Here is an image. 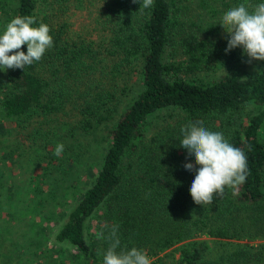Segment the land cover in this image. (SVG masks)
Returning a JSON list of instances; mask_svg holds the SVG:
<instances>
[{
    "label": "trees",
    "instance_id": "trees-1",
    "mask_svg": "<svg viewBox=\"0 0 264 264\" xmlns=\"http://www.w3.org/2000/svg\"><path fill=\"white\" fill-rule=\"evenodd\" d=\"M241 3L251 10L264 0H154L143 11L133 0H0V34L13 18L32 16L37 21L32 27L47 24L54 40L41 61L24 70L0 68L2 125L22 128V145L38 144L45 151L42 160L49 159L42 167L43 181L32 187L33 178L19 196L32 198L35 192L37 198L42 185L53 186L50 194L63 188L66 196L76 195L73 207L64 204L69 210L63 211L65 223L55 238L71 252L59 260L55 244L37 243L35 251L25 250L34 258L31 264H103L114 226L117 251L141 249L151 264L184 242L179 264H203L207 246L201 237L264 238V61L253 77L232 74L200 83L190 77L237 57L238 48L225 53L229 36L220 40V13ZM193 6L201 10L199 22L187 29L183 17ZM84 13L93 21L87 32L76 27ZM18 51L27 54V45ZM139 62L143 90L119 111L113 83ZM171 108L184 115L181 128L202 119L245 153L249 173L244 184L226 186L224 197L214 194L212 205L193 202L190 188L199 166L180 146L181 129L149 143L145 137L149 118ZM102 127L108 129L107 145L98 147L101 157L95 164L84 163L92 183L76 194L86 155L72 143ZM60 143L64 152L57 157ZM186 163L194 165L192 172ZM13 189L8 188V196ZM29 208L25 212L34 207Z\"/></svg>",
    "mask_w": 264,
    "mask_h": 264
},
{
    "label": "rangeland",
    "instance_id": "rangeland-1",
    "mask_svg": "<svg viewBox=\"0 0 264 264\" xmlns=\"http://www.w3.org/2000/svg\"><path fill=\"white\" fill-rule=\"evenodd\" d=\"M200 12V9L193 6L187 15L183 17L187 21V29H195L191 28V26L189 28V25L192 22H199L198 15ZM225 13L226 11L222 9L220 17L222 18ZM90 17L88 13L78 17L76 27H80L83 32H87L90 25L93 24ZM220 30V40L225 39L228 36L226 33L227 29L224 30L220 25ZM214 39L216 40V37ZM219 45L221 46L222 44L219 42ZM236 52L238 54L233 61L229 60V58L227 60L223 58L220 62H215L211 67L190 75V77L195 82L200 83L214 81L232 74L253 77L260 72L263 61H252L249 63L241 48L236 49ZM167 59H172L169 53ZM141 69L140 62L135 63L126 68L115 82L113 81L116 88H113L112 92L116 93L118 98L117 106L120 109L119 111L143 90ZM86 88V86L83 87L84 90ZM1 122L0 118V264L34 263L32 254H26L25 250L35 251L39 248L35 244H41L42 242H46L49 247H53L55 244L58 248L56 250L60 249L59 260H65L71 250L67 245H58L55 238L61 226L65 223L66 215L62 213L69 210L64 204L68 203L73 207L72 201L76 195L69 194V196H66L67 194L63 193V188L50 194L53 191V186L42 185L43 194H40L37 198H34L35 192L31 193L32 198H27L26 196V199L23 196H19V191L26 193L30 188L33 178L32 187L38 184L40 180L43 181V176L41 177L44 172L42 167L49 165V159H46V161L42 160L45 151L44 148L40 150L38 144L26 142L22 145V128H12L9 124L6 126L2 125L3 122ZM183 122L184 115L179 110L171 108L160 111L149 118L146 123V141L148 142V140L158 137L164 138L168 136L167 133L169 131L179 132ZM107 133L108 129L102 127L97 129L95 133L91 132L90 136L82 137L81 143H78V140H75L76 143H72L75 148H78V152L86 155L84 157L85 160L80 163V169L84 167V171L76 183V186H79L74 190L76 194L84 192L85 188L91 185L92 181H90V176L88 177L86 174L87 170L84 163L92 161L95 164V157H101V155L99 156L98 147L100 150L106 147L107 143L103 142V139ZM87 149L92 152V159L90 157L91 152L89 153L90 156L87 155ZM43 162L45 163L43 164ZM36 169L37 173L35 174L34 171ZM63 182V180L58 181L60 187H62ZM13 185L15 187V190L13 189L14 195L8 196V188L12 189ZM25 185L28 187L23 188ZM84 186L86 187L84 188ZM29 205L34 207L33 210L25 212L30 207ZM95 223L96 221L93 220L92 226ZM199 240L204 241L207 246L203 254V264H264V238L251 241L201 237ZM185 243L178 244L161 254L160 259H162L157 264H179L181 249ZM243 254L252 255L254 258L247 261Z\"/></svg>",
    "mask_w": 264,
    "mask_h": 264
},
{
    "label": "clouds",
    "instance_id": "clouds-1",
    "mask_svg": "<svg viewBox=\"0 0 264 264\" xmlns=\"http://www.w3.org/2000/svg\"><path fill=\"white\" fill-rule=\"evenodd\" d=\"M140 3V10L151 8L154 0H133ZM32 16H17L6 24L0 34V68L16 70L31 66L41 61L46 51L54 46L50 27L40 23ZM221 26L227 29V54L233 49L241 48L248 62L264 61V3H258L249 9L241 3L229 9L222 17ZM27 45V54L18 51ZM11 53V54H10ZM183 139L180 146L194 157L195 178L192 181L190 195L193 202L202 207L212 205L215 198H223L225 188L236 189L244 184L248 177L247 157L234 147L221 132L210 131L204 121L189 122L181 128ZM64 144H57L54 154L59 157L64 152ZM185 169L194 170L192 163H186ZM235 195V191L233 192ZM118 226H114L108 239L111 241L103 257V264H151L147 253L135 247L130 250L117 251L120 239Z\"/></svg>",
    "mask_w": 264,
    "mask_h": 264
}]
</instances>
